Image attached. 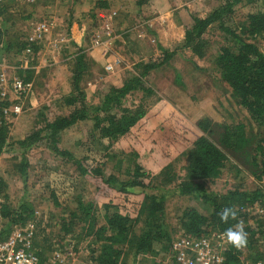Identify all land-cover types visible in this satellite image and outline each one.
<instances>
[{
    "label": "rangeland",
    "instance_id": "374dc122",
    "mask_svg": "<svg viewBox=\"0 0 264 264\" xmlns=\"http://www.w3.org/2000/svg\"><path fill=\"white\" fill-rule=\"evenodd\" d=\"M103 1L105 6L96 7L101 1L49 0L34 6L10 7L2 17L3 41L8 44V50L1 52V58L12 67V76L18 77L19 71L26 68H32L33 75L29 92L19 95L9 91V101H18L21 112L5 120L8 139L0 154V179L4 187L0 189V201L6 196L13 207L22 201L30 204L45 224L59 221L61 212L74 209L80 197L85 202L94 201L98 224L105 225L102 205L98 198L95 199L94 187L77 168L78 163L92 167L100 162L99 157H103L102 151L97 154L89 150L91 136L97 133L92 131V122L76 123L52 137L54 145L67 154L53 150V142L48 139L49 132L45 129L46 121L52 122L72 110L63 104V100L73 94L77 56L83 54L84 63L78 84L80 90L86 103L98 104L103 91L121 87L128 78L138 75L141 70L139 64H152L156 60L159 63L163 50L173 52L175 44L183 40L192 18L205 17L221 0ZM41 23L47 25V31L36 46V53L26 55L21 45ZM203 38L207 42L203 58L193 56L188 50L177 51L167 63L146 76L145 81L152 86L154 94L143 98L140 93H133L127 97L125 106L132 109L141 106L146 110L152 130L161 126L156 113L174 106L190 123L206 119L213 125L242 124L247 132L256 134L252 119L230 98L229 89L214 65L218 48L225 44L224 34L214 26ZM255 42L264 54V36L256 38ZM34 131H40L39 140H33L26 148L16 144ZM218 132L223 134L219 128ZM211 140L220 146L216 133ZM102 142L108 144L107 141ZM119 147L115 143L110 152L117 155L121 150ZM187 149L180 146L171 156L170 163L177 178L184 175ZM227 155L226 168L218 178L205 182L206 190L210 194H223L232 189H260L263 198L248 208L249 216L254 217L250 223L257 226L264 222V215L260 214L264 211V176H260L259 171L253 175L250 166L252 156ZM138 162L144 170L155 169L159 173L167 164L166 154L159 147H154ZM22 163L26 165L24 171L20 169ZM105 166V174H115L113 156ZM156 185L160 186L159 177L153 182V187ZM51 191L57 198V205L53 203ZM149 192L165 195L163 222L171 241L183 236L180 218L185 209L193 208L204 215L210 212L209 205L193 196L175 193L173 185ZM141 229L140 225L135 232L138 234ZM58 233L56 225L46 227L45 236L54 239ZM35 239L36 249H42L47 256L44 264H94L90 255L97 253L100 246V243L93 244L89 239L81 238L76 254L59 252L56 257L55 252L46 250L48 244L42 241L41 236ZM256 249L264 255V243L256 245ZM124 260L126 264H133L132 251L127 252ZM134 264H168V259L140 256Z\"/></svg>",
    "mask_w": 264,
    "mask_h": 264
},
{
    "label": "trees",
    "instance_id": "16d2710c",
    "mask_svg": "<svg viewBox=\"0 0 264 264\" xmlns=\"http://www.w3.org/2000/svg\"><path fill=\"white\" fill-rule=\"evenodd\" d=\"M99 1L101 2L96 7L105 6L103 0ZM239 6L242 7L235 9ZM10 7L0 8L1 17ZM214 26L225 38V44L218 48L214 65L229 89L230 98L252 119L257 128L256 134L247 132L242 124L213 125L206 119L195 124L190 123L174 106L156 113V119L161 121V126L152 130L148 112L141 106L134 109L125 106L127 97L133 93H140L143 98L154 94L152 86L145 81L146 76L150 71L167 63L177 51L188 50L193 56L203 58L207 49L203 36ZM263 36L264 0H221L205 17L192 18L183 40L175 44L173 52L163 50V58L159 63L156 60L152 64H139L141 70L138 75L128 78L121 87H110L103 91L95 105L86 103L84 93L78 85L84 69L83 54L78 55L77 72L73 76V94L63 100V104L72 110L64 116L56 117L52 122L46 121L45 129L49 132L48 139L53 142V150L59 154H67L54 145L52 137L76 123L92 122V131L97 133L91 136L89 150L97 154L102 151L103 157H99L100 162L92 167H83L78 163L77 168L94 187L95 199L98 198L102 205L105 225L98 224L94 201L85 202L79 197L74 209L61 212L59 221L45 224L42 216L30 204L22 201L19 206L13 207L5 196L0 201V217L5 231L11 226L30 224L33 231L31 250L38 256L41 264H44L47 256L42 249H36L38 245L35 238L39 236L48 244L46 250L64 254H76L81 238L89 239L93 244L100 243L98 252L90 255V261L94 264H126L124 256L129 251H132L133 264L140 256L161 257L171 261L174 240L171 241L163 222L165 195L149 191L173 185L174 192L178 195H191L204 205L210 206L208 215L193 208L185 209L180 218L183 235L201 237L210 231L224 233L229 227L243 223L247 232V244L242 248L243 251L253 260L264 259V255L256 249V245L264 243V222L253 226L250 221L254 217L249 216L248 212V208L263 198L262 191L232 189L223 194H210L205 186L206 181L218 178L226 168L228 153L245 154L249 158L252 156L250 166L253 175L259 171V175L264 176V54L255 42L256 38ZM3 37L4 30L0 33L4 53L8 50V44L4 43ZM25 46L22 43L21 49L24 50ZM36 51L37 47L34 46L30 55ZM32 75V68H26L19 71L18 78L31 83ZM176 76L179 78V75ZM9 105L6 99H0L1 107L8 108ZM218 128L223 134H219ZM215 133L220 146L211 140ZM7 134L2 116L0 154L7 145ZM39 134L40 131L31 132L16 144L20 148H26L33 140L40 139ZM102 141H107L108 144L104 145ZM115 143L121 146L117 155L110 152ZM180 146L188 149L184 154V175L177 178L170 160ZM154 147H159L166 154L167 164L159 173L155 169L144 170L138 162ZM111 156L116 161V171L115 174L107 175L104 168ZM121 164L125 167L121 168ZM20 169L26 170L25 163L21 164ZM256 169L259 170L255 171ZM158 177L161 188L157 185L153 187V182ZM2 183L0 179V189L4 188ZM50 194L53 203L57 205L54 192L51 191ZM226 207L234 208L237 215L224 222L218 213ZM48 225H56L58 228L59 233L54 239L45 236ZM140 225L142 229L137 234L135 229ZM226 261L227 264H238L239 261L231 244Z\"/></svg>",
    "mask_w": 264,
    "mask_h": 264
},
{
    "label": "built area",
    "instance_id": "2783aa9c",
    "mask_svg": "<svg viewBox=\"0 0 264 264\" xmlns=\"http://www.w3.org/2000/svg\"><path fill=\"white\" fill-rule=\"evenodd\" d=\"M49 0H0V8L10 6H34L48 2ZM47 31L45 23L35 26L32 34L24 40L26 55L32 53V48L37 46ZM3 32V19L0 15V33ZM2 45L0 43V99H6L10 105L0 106V120L2 116H17L21 112L19 103L9 101V91L16 94H25L30 91L31 84L18 77L12 76V67L1 58ZM264 215V211H260ZM33 231L31 225L11 226L6 232L0 217V264H41L40 259L31 250V237ZM230 249V243L223 233L208 232L201 237L183 235L172 241V259L168 264H227L226 257ZM234 253L238 258V264H264V259L253 260L246 255L242 248L234 247ZM56 257L59 255L55 252ZM49 264V263H48Z\"/></svg>",
    "mask_w": 264,
    "mask_h": 264
},
{
    "label": "clouds",
    "instance_id": "9594fccd",
    "mask_svg": "<svg viewBox=\"0 0 264 264\" xmlns=\"http://www.w3.org/2000/svg\"><path fill=\"white\" fill-rule=\"evenodd\" d=\"M221 221L226 222L230 217L235 218L237 213L234 208L226 207L222 212L218 213ZM227 241L237 249L243 248L247 244V232L244 229L243 223H238L234 227H229L223 233Z\"/></svg>",
    "mask_w": 264,
    "mask_h": 264
}]
</instances>
